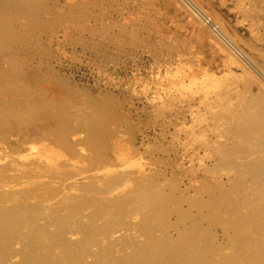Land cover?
I'll return each instance as SVG.
<instances>
[{
    "label": "rangeland",
    "instance_id": "374dc122",
    "mask_svg": "<svg viewBox=\"0 0 264 264\" xmlns=\"http://www.w3.org/2000/svg\"><path fill=\"white\" fill-rule=\"evenodd\" d=\"M54 1H43L39 23L14 48L18 61L38 91L58 92L54 97L63 96L69 111L94 110L101 119L91 122L92 144L73 129L62 133L68 143L59 144L49 132L31 133V123L28 131L0 135V164L27 168V174L48 167L47 172L77 170L80 176L89 174V162L97 172L140 168L170 196L181 190L206 199L207 190L215 192L221 210L201 224L217 246L238 247L229 203L258 188L243 175L245 189L232 190L242 176L232 163L220 161L212 142L230 139L245 146L247 139L213 120L212 109L201 102L206 92L201 84L207 81L209 94L225 91L237 108L259 114L261 129L248 145L264 134V0H61L67 4L59 9ZM41 118L48 120L46 114ZM19 168L7 177L19 178ZM221 192H227L225 199ZM251 193L264 208V198ZM184 207L188 216L198 214ZM261 232L254 230L252 237L258 235L264 245Z\"/></svg>",
    "mask_w": 264,
    "mask_h": 264
},
{
    "label": "bare ground",
    "instance_id": "6f19581e",
    "mask_svg": "<svg viewBox=\"0 0 264 264\" xmlns=\"http://www.w3.org/2000/svg\"><path fill=\"white\" fill-rule=\"evenodd\" d=\"M43 1L0 0V135L28 131L31 123V133L40 136L49 132L59 144L68 143L69 138L62 133H71L72 129L91 143V122L100 116L94 110L81 115L79 108L69 111L63 96L54 97L58 92L38 91L25 75L14 50L24 44L28 32L39 23ZM54 2L58 9L67 4ZM206 82L201 84L206 88L201 102L212 109L215 122L228 123L229 134H243L248 145L251 135L261 129L259 114L244 106L237 108L225 91L209 94L210 85ZM44 114L47 121L41 118ZM256 139L249 141L252 146L245 145L247 152L235 140L212 142L223 157L220 161L232 163L235 168L228 164L229 167L242 176L232 190L245 189L246 175L258 188L252 185L249 192L246 190L241 195L242 203H229L238 247L217 246L214 234L201 224L204 218L221 210L219 193L215 198V192L207 190L205 199V194L193 198L178 190V195L170 196L160 180L140 168L97 172V165L89 162V174L80 176L77 170L47 172L48 167L44 171L33 168L27 174V168L1 163L0 264H264V245L258 235L252 237L254 230L264 235V208L251 199L252 191L260 201L264 198V134ZM238 151L239 158L233 159ZM14 168L23 174L19 171V178L12 180L6 174ZM218 183H223L221 178ZM225 194L220 198L225 199ZM185 204L197 209L198 214L188 216ZM241 204L249 206L246 212L241 210Z\"/></svg>",
    "mask_w": 264,
    "mask_h": 264
}]
</instances>
